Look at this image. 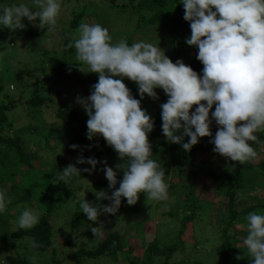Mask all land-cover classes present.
Wrapping results in <instances>:
<instances>
[{
  "label": "trees",
  "instance_id": "16d2710c",
  "mask_svg": "<svg viewBox=\"0 0 264 264\" xmlns=\"http://www.w3.org/2000/svg\"><path fill=\"white\" fill-rule=\"evenodd\" d=\"M0 1L3 3L0 10L15 4L14 0ZM135 1L137 4H133ZM129 6L138 12L150 13L149 17L140 14L137 28L165 23L161 27L166 29L170 42L174 41L180 59L193 49L195 57L184 63L202 74L203 65L196 58L198 50L185 43L191 29L184 19L185 10L181 0H130ZM98 12L97 7L84 4L82 11L74 15L70 22V29L75 33L79 25L85 22L103 26ZM89 14L90 17L84 19ZM109 16L112 17L111 14ZM166 18L172 19V22L168 24ZM107 29L113 43L119 42L116 38L124 34L111 24ZM46 30H10L0 25V51L9 48L10 52L15 53L16 47L12 41L15 38L41 40L45 44L42 52H36L37 60L32 62L33 66L29 69L12 70L14 68L7 59L9 54L0 57V63H6L0 68V189H5L6 195L11 197V203L0 213V247L6 250L12 242L8 253L1 254L3 250L0 249V264H204L197 257L192 258L193 261L179 262L176 254L181 252L189 226L201 213L209 216L212 211L219 216L220 240L224 248L220 254L221 264H251L252 258L246 252L245 245L238 246L242 239L237 241L240 232L236 228L242 225L247 233V215L250 212L264 214V192L260 191V187L264 186V133H256L258 140L249 142L257 152L255 160L240 164L220 156L223 160L220 164L217 155L206 161L209 171L202 174L197 171L198 161L202 154L211 149L213 144L210 141L215 134L201 138L187 152L181 145L169 143L162 133L161 110H157L168 99L162 89L156 90L159 100L145 96L141 106L154 120V130L148 135L152 158L165 170V179H169L168 190L176 195L179 202L174 207L167 205V211L163 213L164 217L170 219L181 217L176 241L167 247L162 246L157 238L159 229L165 226L162 220L155 226L157 233L150 241L143 239V236L152 218L147 219L146 215L142 222L132 224L133 217L145 210L142 199L148 200L144 193L140 194L142 199L139 198V202L133 206L122 199V219L119 221L114 217L117 226L104 227L96 237L90 228L96 222L88 220L80 208V202L75 204V211L66 217L65 224L56 225L52 217L56 216V220L64 206L72 205L70 198L75 185L104 167L105 159L118 160L120 165L125 162L120 160L102 136L91 141L87 139L89 117L77 103V97H88L98 78L92 77L87 72L88 66L76 59L75 48L68 47L74 41L68 29L59 33L61 39L55 40L52 35L46 36ZM8 74L18 82L15 92L5 82ZM125 85L135 98L140 99L135 82ZM71 145L79 147L73 150ZM79 156L85 159L94 157L101 163L94 172L82 171L81 177L73 182L57 181L55 176L59 171L62 172L69 164H75ZM76 167L91 168L87 164H76ZM215 169L220 170V174H216ZM121 172L123 178L122 168ZM202 178L206 181H202ZM8 185L10 188L6 189ZM93 187L97 192L104 191L111 195L112 189L106 180L94 183ZM40 189V194L45 195L48 202L46 212L39 216V222L31 229L11 231L13 208L31 201ZM248 193H253V197L247 198L245 194ZM217 195L225 200L213 203ZM88 201L94 205L104 204V200L100 201L97 197ZM121 221L125 226L119 224ZM60 237L63 238L61 243ZM188 241L192 242V239ZM24 244H29L30 250L21 252L20 246ZM69 248L75 249L72 257L67 254Z\"/></svg>",
  "mask_w": 264,
  "mask_h": 264
},
{
  "label": "clouds",
  "instance_id": "9594fccd",
  "mask_svg": "<svg viewBox=\"0 0 264 264\" xmlns=\"http://www.w3.org/2000/svg\"><path fill=\"white\" fill-rule=\"evenodd\" d=\"M33 3L39 11L23 3L2 7L0 25L23 30L26 18L33 26L45 29L47 25L51 31L57 24L60 0ZM181 4L191 29L185 43L198 50L196 58L203 65L202 74L183 60L174 63L165 50L152 43H113L108 29L100 24L81 23L78 37L68 44L75 48L76 59L88 66L87 72L98 74L90 95L77 97L89 117L87 139L102 136L125 162L116 165L123 169L119 182L117 172L103 162L102 170L112 192L108 195L99 191L95 195L110 204L94 205L81 199L80 208L90 221L97 222L104 214L116 215L122 199L130 206L136 205L141 193L147 200L169 199L165 170L152 158L148 139L154 120L141 106L145 96L159 100L157 89L168 97L160 108L162 133L169 143L191 151L201 138L212 137L210 125L215 120L220 126L210 141L215 153L240 164L257 157L249 142L258 140L256 133H264V0H181ZM124 78L136 83L140 99L133 96ZM70 147L76 150L79 146ZM100 163L94 157L79 156L55 179L73 182L82 171L94 172ZM76 164L91 168L80 169ZM10 203L11 197L0 189V213ZM246 220V252L252 258L251 264H264V214L250 212ZM17 222L19 228L31 229L39 216L26 209ZM101 227H90L95 237Z\"/></svg>",
  "mask_w": 264,
  "mask_h": 264
},
{
  "label": "rangeland",
  "instance_id": "374dc122",
  "mask_svg": "<svg viewBox=\"0 0 264 264\" xmlns=\"http://www.w3.org/2000/svg\"><path fill=\"white\" fill-rule=\"evenodd\" d=\"M14 1L16 5L23 3L33 11L40 10L39 6L33 3V0H14ZM129 1L130 0H117L116 2L115 0H60L61 7H60L59 15L57 17V24L55 25L54 28H52L51 31L46 30L45 34L46 36L52 35L54 40L61 39V36H59V33L63 32L65 29H68L70 38L75 40V38L78 37L79 33H78V30L74 33V31L70 29L71 27L70 22L73 20L74 15H77L82 11L84 4L85 5L90 4L93 7H97L99 11L97 16L101 19V23L103 24V27L108 28L109 25L111 24L115 28H117L120 32L124 33L120 37L116 38L117 41L124 40L128 43L130 39L131 44L135 42H139V41H145V42L152 43L157 47L160 46L163 50H165V53L169 57V59H171L174 63L177 60H183L184 62L189 61L195 57V52L193 51V49H191L188 55L184 58L180 59V57L177 56L176 51H175L174 41L171 39L172 42H170V40L168 39L169 37L166 35L167 34L166 29L165 28L162 29L161 27V26H164L165 23H161L156 26H150V25L145 26L144 25L141 28H137L139 21H140L139 20L140 14H144L145 16L149 17L150 13L144 12L142 10L138 12V10L133 9L129 6ZM1 4L3 3H1L0 1V5ZM133 4H137V2L135 1L133 2ZM110 14L112 17L109 16ZM87 17H90V14L87 15L84 19H86ZM165 21H167L168 24H170L172 22V19L168 20V18H166ZM23 22L26 25L25 28H34L37 31L43 30V29H40L39 27L33 26V24L27 21L26 18ZM38 23H39V20H37V24ZM45 29H48L47 25L45 26ZM162 30L165 34L162 32ZM12 41L14 42V47H16L15 53L10 52L9 48H7L6 50L2 49L0 51V57L4 56L6 53L9 54V55L7 54L8 55L7 59L11 67L14 68L12 70H21L25 68L29 69L30 67H32L33 66L32 62H35L37 60L36 52H39V53L42 52L43 48L45 47V44L41 40L39 41L28 40L27 41L21 38H15V39H12ZM5 65H6L5 62H2V64L0 63V68H2ZM90 74L92 77L98 78V74L96 73H90ZM5 82L9 84L8 87L11 91L13 92L17 91L16 85H18V82L12 75L8 74V76L5 77ZM123 82H125V84H129V83H132L133 81H131L130 79L124 78ZM157 110H161V108L158 106ZM194 110H195V107L193 108V111ZM214 110L215 109L213 108V111ZM219 127L220 126L216 124L215 120H212L211 125H210V131L212 132V135L216 134ZM211 146H212L211 149L208 152L202 154L198 161L199 164H198L197 171L202 174L209 171L208 164L206 163L208 159L213 158L218 155L219 163L222 164V161H223L222 159H220V155L213 151L214 146L213 145ZM164 159H168V157H164ZM105 160L107 162V166L112 167L113 170L117 172L118 182L122 180L121 168L117 169L116 167V165H120L118 160H112V161L108 159H105ZM42 161L45 164H48V162L44 161V159H42ZM103 168L104 167L90 174L89 176L81 180L77 185H75V189L73 188L74 190L73 196L70 198L72 205L64 206L62 213L58 216L56 220H55L56 216L52 217L57 226H61L62 224H65L66 217H68V215H71L70 213L75 211V204L79 203L81 199L93 200V198L96 197L95 193L97 191L93 187L94 183L101 181V180H106L109 185V182L105 178V174L102 170ZM215 171H216V174H220V170L215 169ZM173 177L174 176H172L171 179ZM165 180H166V183L169 184V179H165ZM202 181H206L205 178H202ZM118 186H119V183H117L116 187ZM263 187L262 188L260 187V191L262 193L264 192ZM9 188H10V185L6 187V189H9ZM41 190L42 189L38 191L37 193L38 195L35 198H33L31 201L22 202L18 204L15 208H13L12 213H13L14 218L11 223V231H14V229L17 230L19 228L18 222H17L18 217L21 215V213L24 210L31 209L36 214H38V216H41L42 213L46 212L48 202H47V199L45 198V195L40 194ZM180 192H183V190H181ZM168 193H169V199L167 201H162V202H158L155 200L145 201L140 196L139 198H141L143 200L142 202H144L145 207L143 208H145V210H142L138 215L134 216L133 221H132V224L142 222V220H144V217L146 215H147L146 216L147 219L152 218V221L154 222L152 223L151 221V224L147 225L146 232H144V236H143V239L145 238L147 241H150L151 239L154 238L155 233H157L155 226H157V223H159V220H162L165 223V226L164 227L162 226L159 229V235L157 238L159 239L160 243L164 247L165 246L167 247L176 241L178 230L180 229L179 222L181 219V217H179L178 219L176 218L170 219L168 218V216L164 217L163 213L167 211L166 209L167 205H171L174 207L176 203L179 204V202L176 199L177 198L176 195H174L171 190H168ZM245 195L249 199L253 197V193H248ZM146 199H147V196H146ZM224 200L225 199L222 196L220 197V195H217L216 199L212 201L213 203H218V202L222 203ZM145 202H146V205H145ZM108 204H110V201L105 199L103 205H108ZM214 205L216 206V204ZM123 208L124 207L121 206L119 211L116 213V215H111V214L101 215L98 218V221L95 224H92L91 226L97 227V228H100L102 226L100 230H102L104 227L105 228L111 227V226L116 227L117 225H115L113 221L114 217H116L120 221L122 219V217H120V213H122ZM217 212L218 211L216 210L215 213ZM218 217H219L218 214L215 215L213 211L212 213H210L209 216H207L204 213H201V215L195 220V222L189 226V228L186 230V233H185L187 235L184 236L185 237L184 244H181L182 246L181 252H185V253L180 254L181 253L180 252L176 254V256H179L178 258L179 262L193 261L192 258L197 257L204 264H221L220 254L222 253V251H224V248L222 246V241L220 240L221 232L219 229ZM119 224L125 226L124 224H122V221ZM236 229L237 231L240 232L239 236H237V241H239V239L240 240L242 239L241 242H243L244 238L247 235V233L243 231L245 229L244 226L239 225L237 226ZM188 239H192V242H189ZM59 242L60 243L63 242L62 237L59 238ZM241 242L239 243L238 246L243 247L244 244ZM85 243H88V242L85 240ZM10 247H12V242L9 243L7 248H5L6 250L0 247V249L3 250L1 251V254L8 253L7 249H10ZM28 250H30L29 244H24L20 246L21 252H26ZM73 252H75V249L69 248L67 250V254L70 257H72ZM175 260H177V258H175ZM86 264H93V263L86 262ZM184 264H187V263H184Z\"/></svg>",
  "mask_w": 264,
  "mask_h": 264
}]
</instances>
